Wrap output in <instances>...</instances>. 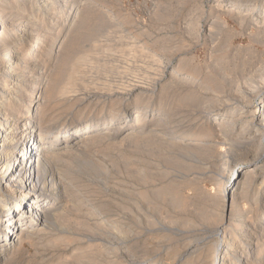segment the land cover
I'll list each match as a JSON object with an SVG mask.
<instances>
[{
    "label": "rangeland",
    "instance_id": "374dc122",
    "mask_svg": "<svg viewBox=\"0 0 264 264\" xmlns=\"http://www.w3.org/2000/svg\"><path fill=\"white\" fill-rule=\"evenodd\" d=\"M79 1L78 12L90 17L77 47L86 58L77 67L72 93L56 101L42 125L51 118L56 128L107 123L124 105L118 102L120 93L139 90L131 97L125 122L119 114L99 129V135L106 132L101 137L76 143L70 155L52 161L50 167L58 170L63 182L60 204L65 208L48 217L42 232H31L28 224L21 243L1 247L0 264H185L187 225L195 224L194 239H204L203 244L214 241L205 230L208 224L201 219V209L211 202L230 204L231 193L240 192L241 180L232 175L255 163L241 159L235 135L218 132L223 117L210 124V113L225 115L234 107L245 110L264 103V23L258 24L262 18L240 9L229 12L231 4L216 6L212 0ZM53 19L41 21L51 30ZM58 26L60 21L52 32ZM48 46L40 58L52 77L56 61L48 57ZM185 75L191 80H182ZM137 111L148 116L140 125L145 129H131L128 116ZM241 123H248L247 118ZM233 129L234 133L236 125ZM120 131L138 135L121 138ZM184 133L193 136L188 145L180 140ZM59 142L50 153L65 149L66 143ZM259 164V181L237 202L249 218L248 227L242 224L244 218L238 223L241 231L250 233L248 264H264V156ZM67 165L71 175L64 172ZM4 195L10 202L12 196ZM235 232L228 240L239 246L242 237ZM19 234L20 230L17 239ZM197 258H188V264L209 263Z\"/></svg>",
    "mask_w": 264,
    "mask_h": 264
},
{
    "label": "bare ground",
    "instance_id": "6f19581e",
    "mask_svg": "<svg viewBox=\"0 0 264 264\" xmlns=\"http://www.w3.org/2000/svg\"><path fill=\"white\" fill-rule=\"evenodd\" d=\"M78 1L0 0V189L2 187V191L0 190V248L13 247L21 243L26 238L29 228L31 232H42L47 227L48 217L55 213H61L60 210L65 207L61 206L60 199L65 192L62 191L63 182L60 181V173L50 167L52 161L65 157V154L70 155L71 151H69V148L76 143L101 137L106 132L99 135V129L103 125L105 127L109 126L114 117L119 114H124L122 119L125 122L127 119L125 114L131 105V97L139 90V88L134 87L125 94L120 93L121 100L118 102L121 105L124 103V105L118 112L115 111L109 120L107 119V123L101 124V122L97 121H88L84 124L67 123L56 128V126L50 124L53 120L51 118L47 121V124L42 125V121L46 117L45 114L50 108L59 98L65 100V97L76 85L77 67L86 58L82 54L79 55L77 47L80 45L90 17L87 12H78L77 8L80 3ZM238 1L212 0V3L214 2L216 6L231 4L229 12L240 9L247 15L255 16L257 19L259 17L262 18L258 24L264 23V0H240L246 1L243 3ZM53 17V21L55 20L54 25L49 30L41 20ZM257 19H254V21L256 22ZM59 21L61 22V27L59 28L58 26L55 30L56 32H52ZM55 22L57 23L55 24ZM45 45H49V48L51 47L50 51H45L48 53V57L55 56L54 60L56 62H54L55 68L53 69L52 77L45 71V69L47 70V63L40 58L41 50H43ZM177 72L174 73L176 74ZM182 80L189 81L191 77L190 75H185ZM30 82L36 83L27 87ZM93 97L95 99L99 98L97 94ZM76 100H74V103H76ZM139 112L140 115L138 114ZM220 113V111H216L215 114L210 113V124L215 125L217 122L216 118L218 116L223 117L218 124L221 127L218 132L222 133L224 130L227 132H225L226 134L232 133L235 135V141L240 146L238 148L240 149L239 155L241 159L255 163L247 168L235 171L232 175L233 178L240 175L241 180L237 182V189L240 192L237 194L231 193L230 204L226 205L225 200L221 202L222 205H219L218 202L217 204L211 202L210 207L201 209V219L208 224L205 230L212 234L211 238H216L214 241L203 244L204 239H194L198 236L194 232L196 229H193L195 224L190 223L187 225L188 228L185 232L187 237L185 238L186 240L184 239L186 242L185 256H187L184 260V262L187 261L185 264H188V260H190L188 258L193 256L198 257L197 261H208V264H248V260L251 259L252 255L247 240L250 233L241 231L242 227L238 225L241 221L239 219L244 218L246 220L242 224L246 225V227L250 226L247 222L249 218L245 217L246 215L241 212L237 202L240 194L251 187L253 182H258L259 180L256 179L260 178L262 165L259 163L264 156V140H262L264 135L261 136L264 131V103L261 106L259 105L258 108L255 105H247L245 110L234 107L233 110L226 112L225 115ZM128 117L132 118V125L130 121L131 129L138 127L141 130L145 126L140 125H144L149 120L148 116L141 111H137ZM245 118H247L248 123L242 124L241 121ZM121 125L123 126V123ZM235 125L236 131L233 133ZM122 126L119 128L121 129ZM211 130L214 129L211 128ZM110 133L109 131L107 135ZM117 135L122 138L130 135L137 136L138 134L136 132L128 133L126 131L124 133L120 131ZM192 137L191 134L184 133L180 135V140L183 142L182 144L188 145L186 143ZM61 140L67 145L65 149H57L56 153L54 152L55 155L53 152L50 153L55 148V144H58ZM198 140L202 141L205 139L200 138ZM227 140L231 141L228 138ZM86 163L85 165H88ZM71 169V166L67 165L64 172L71 175ZM12 171H14V175L12 174L11 176ZM56 174H58L59 178L55 177ZM263 181H260V185L263 184ZM1 184H5L4 188ZM5 192L12 196L10 202H7L4 195ZM262 215H264V211ZM16 224L20 225L15 229ZM28 224L30 225L29 228H27ZM235 226L240 232L236 231ZM18 230H20V234L17 239L16 233ZM183 232L181 231V234ZM233 232H235V235L242 237V239L240 238L239 246L233 245V242L230 243L231 240H228ZM239 249H242L240 255L236 252Z\"/></svg>",
    "mask_w": 264,
    "mask_h": 264
}]
</instances>
